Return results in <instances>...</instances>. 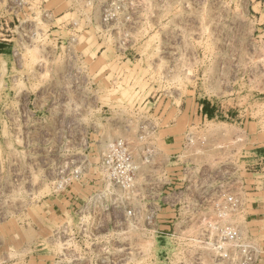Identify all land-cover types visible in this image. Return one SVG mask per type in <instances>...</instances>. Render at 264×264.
Instances as JSON below:
<instances>
[{
  "label": "rangeland",
  "instance_id": "374dc122",
  "mask_svg": "<svg viewBox=\"0 0 264 264\" xmlns=\"http://www.w3.org/2000/svg\"><path fill=\"white\" fill-rule=\"evenodd\" d=\"M116 140L155 151L138 185L186 191L170 235L238 197L247 264H264V0H0V264H166L190 245L130 225L101 166Z\"/></svg>",
  "mask_w": 264,
  "mask_h": 264
},
{
  "label": "built area",
  "instance_id": "2783aa9c",
  "mask_svg": "<svg viewBox=\"0 0 264 264\" xmlns=\"http://www.w3.org/2000/svg\"><path fill=\"white\" fill-rule=\"evenodd\" d=\"M193 143L192 137L187 135L181 142V148L183 150L192 148ZM154 159L155 151L153 148L143 150L140 161H137L133 158L129 146L125 142L116 140L106 145L101 161L102 170L106 179L113 184L114 189L130 194L131 201L134 203L133 209L127 213L130 218V225L134 228H144V232L154 238L155 235H159L160 230L157 227H161L160 225L163 223L168 232L163 237L157 236V238L175 239L177 241L182 239L190 244L188 247H185L184 244L185 249L180 251H178L179 245H177V253L174 249L171 254L165 252L163 260L166 264H203L204 256H209L210 264H247L250 247L243 238L239 225L233 221L236 215L242 214V200L231 196L225 197V206L214 204L213 215L205 217L200 222L204 229L198 235L175 236L174 233L170 235L169 228L176 216V211H180L181 205L185 203L186 191L182 190L181 185L176 187L172 182L165 180H162V185L157 187L138 185L136 180L138 174L141 173V166H149L154 162ZM176 159H178L177 156H172L166 161L172 165L175 164L176 166H172L173 168L177 167L178 164H176L177 161L171 162V160ZM160 170L163 176L169 179L170 175H167L166 168L161 167ZM179 170H182L181 164ZM101 199L102 194L95 192L89 198L90 206H99ZM165 209L170 212L168 215L164 213L167 215L166 220L161 221L159 217ZM104 210L107 212L109 206H106ZM244 222H246V218ZM181 223V226H186L191 224L192 220L186 218ZM160 234L162 235V233ZM172 247H175L174 243H172ZM138 254L140 252H135L136 256Z\"/></svg>",
  "mask_w": 264,
  "mask_h": 264
},
{
  "label": "crops",
  "instance_id": "0c3cea01",
  "mask_svg": "<svg viewBox=\"0 0 264 264\" xmlns=\"http://www.w3.org/2000/svg\"><path fill=\"white\" fill-rule=\"evenodd\" d=\"M180 136V134H176V135H171V134H169V135H166L165 137H164V145L166 146V148L168 149L167 150V152H168V154H180V149H179V143L177 142L178 140H179V137ZM200 144H197V147L195 146V147H193L192 148V150H194V149H200ZM206 147H207V149H206ZM205 147V149H202V150H205V153H210V151L212 150V148H211V146H210V144H207V146ZM201 150V149H200ZM211 154H213V153H210V155ZM209 154L207 155V157H208V159H209V161H211V156H210ZM216 154H214V156H215ZM180 157V156H179ZM178 157V158H179ZM169 158V157H168ZM167 157L164 159L165 161L163 162L165 165H162L161 167H165L166 168V173H167V175H170V173H171V171H174L175 170V167H173L172 168V164H170V163H168L166 160L168 159ZM136 160V159H135ZM205 162V160L204 159H202L201 160V163H204ZM162 163V164H163ZM175 165V164H174ZM177 169H179L178 167H177Z\"/></svg>",
  "mask_w": 264,
  "mask_h": 264
}]
</instances>
